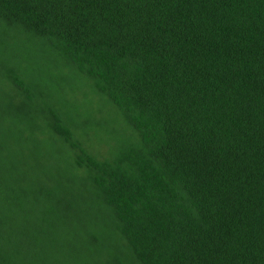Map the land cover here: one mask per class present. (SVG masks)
Returning a JSON list of instances; mask_svg holds the SVG:
<instances>
[{"label":"trees","instance_id":"obj_1","mask_svg":"<svg viewBox=\"0 0 264 264\" xmlns=\"http://www.w3.org/2000/svg\"><path fill=\"white\" fill-rule=\"evenodd\" d=\"M0 264H264V0H0Z\"/></svg>","mask_w":264,"mask_h":264}]
</instances>
